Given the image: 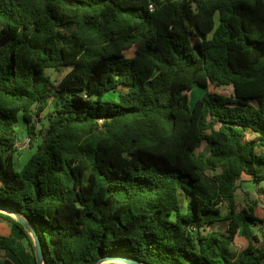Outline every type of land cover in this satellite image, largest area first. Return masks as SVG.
<instances>
[{"label":"trees","instance_id":"trees-1","mask_svg":"<svg viewBox=\"0 0 264 264\" xmlns=\"http://www.w3.org/2000/svg\"><path fill=\"white\" fill-rule=\"evenodd\" d=\"M210 85L232 93L191 105ZM53 101L18 170L19 115L32 134ZM245 177L264 181V0H0V208L44 264H264ZM0 217L28 242L0 235V264H38Z\"/></svg>","mask_w":264,"mask_h":264},{"label":"rangeland","instance_id":"rangeland-1","mask_svg":"<svg viewBox=\"0 0 264 264\" xmlns=\"http://www.w3.org/2000/svg\"><path fill=\"white\" fill-rule=\"evenodd\" d=\"M69 71L68 69H64L63 71H57L54 69H48L46 72L51 77V80L54 84H58V82L62 79V77ZM206 91L211 92H217L220 94L230 95L232 93V89L230 87H216L213 85H210L209 89L203 90L199 89L198 87H195L190 93H189V99L190 104L194 105L199 99H201L204 96V93ZM108 100L118 101L119 100V93H107L104 97ZM57 102L53 101L51 102L48 109L43 112L39 116H35L34 118V126L35 129L33 130L32 134H29V131L27 129V126L24 122V119L22 117V114L19 115V120L16 125V131L14 134L15 138V145L14 148L17 150L16 153V168L18 170H21L23 166L27 163V161L33 156V154L36 152L39 144H41L43 140V131L49 126L48 121V114L50 111H53L57 107ZM33 137V138H32ZM202 150V148H201ZM240 188L237 194V202L239 208L247 207L248 205L256 204L257 211L261 216V219L263 220L262 223H259L257 226V230L261 231L264 229V198L259 193V189L264 187V181H261L259 183H255L251 181L248 178H242L240 181ZM222 212H227V207L222 205ZM227 222L223 221L218 225L211 226L208 229H213L215 231H219L222 233L226 232L227 229ZM14 235L18 239L22 240L25 244H28L25 237L11 224L7 223L0 217V235ZM248 246V241L242 236L239 235L234 244L235 251H242ZM8 257L15 259L13 256L9 255ZM105 264H121L118 262H109Z\"/></svg>","mask_w":264,"mask_h":264},{"label":"water","instance_id":"water-1","mask_svg":"<svg viewBox=\"0 0 264 264\" xmlns=\"http://www.w3.org/2000/svg\"><path fill=\"white\" fill-rule=\"evenodd\" d=\"M0 211L12 214L30 232V234H31V236L33 237V240H34L38 264H44V255H43V252H42L40 240H39L38 235L34 231V229L31 227V225L25 219L20 218L17 215V213H15V212H12V211H9V210H4L2 208H0ZM109 262H118V263H121V264H142V263H140L138 261H132V260H128V259L120 258V257H106V258H102L97 264H105V263H109Z\"/></svg>","mask_w":264,"mask_h":264}]
</instances>
